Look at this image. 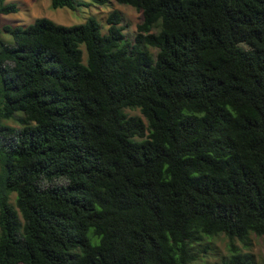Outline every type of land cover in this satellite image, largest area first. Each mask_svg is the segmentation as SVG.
I'll use <instances>...</instances> for the list:
<instances>
[{
  "label": "trees",
  "instance_id": "1",
  "mask_svg": "<svg viewBox=\"0 0 264 264\" xmlns=\"http://www.w3.org/2000/svg\"><path fill=\"white\" fill-rule=\"evenodd\" d=\"M112 1L140 13L132 41L116 10L104 34L93 17L0 26V264H189L218 235L219 264H254L264 0Z\"/></svg>",
  "mask_w": 264,
  "mask_h": 264
},
{
  "label": "rangeland",
  "instance_id": "2",
  "mask_svg": "<svg viewBox=\"0 0 264 264\" xmlns=\"http://www.w3.org/2000/svg\"><path fill=\"white\" fill-rule=\"evenodd\" d=\"M4 2L14 3L17 11L12 14L0 15V26L8 24L25 27L32 23L35 18H46L57 25L71 26L82 24L86 18L93 17L98 22L101 33L104 34L107 28L106 17L111 11L116 10L120 16L119 25L123 28V36L132 41L136 33V25L140 21L138 11L128 5L117 4L112 0L103 6L91 4L77 6L74 10L52 9L49 0H4ZM3 39L6 40L8 37L5 36ZM123 112L128 116L141 117L137 110L124 109ZM4 123L10 127H17L14 120H7ZM13 197L14 195L11 194L9 201L11 204ZM225 245L226 239L221 235L202 240L194 246L195 259L189 264H219L221 257L226 254ZM242 251L252 255L254 264H264V240L261 237L250 235L249 246Z\"/></svg>",
  "mask_w": 264,
  "mask_h": 264
}]
</instances>
